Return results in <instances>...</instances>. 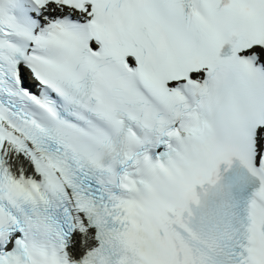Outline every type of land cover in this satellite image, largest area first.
<instances>
[{
	"label": "snow or ice",
	"instance_id": "snow-or-ice-1",
	"mask_svg": "<svg viewBox=\"0 0 264 264\" xmlns=\"http://www.w3.org/2000/svg\"><path fill=\"white\" fill-rule=\"evenodd\" d=\"M0 264H264V0H0Z\"/></svg>",
	"mask_w": 264,
	"mask_h": 264
}]
</instances>
